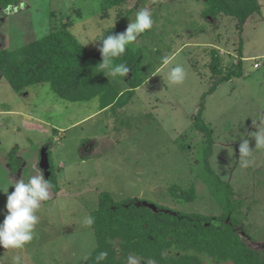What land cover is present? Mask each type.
<instances>
[{
    "label": "rangeland",
    "instance_id": "rangeland-1",
    "mask_svg": "<svg viewBox=\"0 0 264 264\" xmlns=\"http://www.w3.org/2000/svg\"><path fill=\"white\" fill-rule=\"evenodd\" d=\"M136 1L103 15L101 0H23L0 15V50L7 51L62 27L93 50L125 11L135 9L132 21L138 9L147 8L153 19L152 28L132 43L142 54L144 81L122 108L100 110L97 98L62 100L48 84L16 93L0 78V190L11 192L15 180L27 182L39 175V152L45 144L59 187L36 212L33 240L23 249L0 247V264H15L17 256L20 264H83L95 248L93 230L85 220L102 191L115 202L130 198L177 212L222 216L226 203L218 202V183L202 161L203 135L193 125L201 104L202 120L212 132L211 170L243 199L235 218L256 243L249 244L264 247V0H257L260 13L241 29L232 17L210 21L201 15L203 0ZM239 46L244 58L241 77L221 83L201 103L218 78L208 68L209 50L219 51L227 72L239 60ZM254 63L259 68L254 69ZM177 65L185 78L172 84L169 73ZM14 148L22 162L17 178L7 167ZM190 185L196 190L191 203L168 193ZM6 201L0 193V223ZM210 262L203 264H214ZM140 263L134 257L126 264Z\"/></svg>",
    "mask_w": 264,
    "mask_h": 264
},
{
    "label": "trees",
    "instance_id": "trees-1",
    "mask_svg": "<svg viewBox=\"0 0 264 264\" xmlns=\"http://www.w3.org/2000/svg\"><path fill=\"white\" fill-rule=\"evenodd\" d=\"M22 1L0 0V15L15 10ZM130 1L132 0H101L100 8L103 15H106L111 9L121 8ZM144 1L146 0H137L136 3ZM203 3L201 15L210 21L218 16L232 17L237 21V29H241V25L249 17L260 13L257 0H203ZM134 13L135 9L131 8L117 16V24L102 33L93 50L83 46L66 27L28 42L16 50H0V77L16 93L33 85L48 84L62 100L87 102L97 98L100 110L113 105L122 108L143 84L144 80L140 76L141 51L130 44L125 53L114 60L115 64H125L130 71L126 76H116L112 80L106 73L108 71L98 66L102 62L99 49L102 40L108 35L126 30ZM237 53L239 60L234 69L223 72L219 51L215 48L209 50L208 68L218 78L201 97V103L221 83L241 77V46ZM122 85L124 88H120ZM202 110L203 104L193 119V125L203 135L202 142L205 146L202 161L205 169L218 183V202L226 203L227 208L224 214L212 217L177 212L156 205L158 210H153L130 198L115 202L108 192L102 191L97 196L96 209L90 213L95 248L83 264H126L134 257L140 259V264H203L204 261L214 264H264V247L251 246L249 243L256 244L253 237L242 222L235 218L243 199L238 198L232 187L221 182L211 170L209 158L212 154V132L202 120ZM43 147L48 149L49 159V176L45 179L53 185L50 191L56 194L59 187L52 169L50 147L45 144L40 149ZM16 154L17 149L14 148L7 156L10 162L7 167L15 178L22 164ZM84 156L87 155L82 157ZM168 193L174 200L185 203L196 199L194 185L185 190L169 189ZM101 253L106 256L99 258Z\"/></svg>",
    "mask_w": 264,
    "mask_h": 264
},
{
    "label": "clouds",
    "instance_id": "clouds-1",
    "mask_svg": "<svg viewBox=\"0 0 264 264\" xmlns=\"http://www.w3.org/2000/svg\"><path fill=\"white\" fill-rule=\"evenodd\" d=\"M153 19L147 8L138 9L135 19L130 21L123 33L108 35L102 40L100 53L102 62L98 65L101 69H106L113 77L126 76L130 69L125 64H115L114 60L121 57L126 48L135 42L141 33L151 29ZM167 65L169 60L164 59ZM185 78L183 67L177 65L169 73V81L172 84H181ZM241 151L247 155L248 150L242 147ZM242 163L246 164L247 161ZM53 185L45 179L41 170L39 175L31 177L27 182L23 179L15 180L13 191L7 188L0 190L7 196L5 205L6 215L0 223V247L4 249H23L34 237V230L39 222L36 215L41 202L49 198ZM85 223L91 225L93 219L86 218ZM105 253H101L99 258H104ZM15 264H20V257H15Z\"/></svg>",
    "mask_w": 264,
    "mask_h": 264
},
{
    "label": "water",
    "instance_id": "water-1",
    "mask_svg": "<svg viewBox=\"0 0 264 264\" xmlns=\"http://www.w3.org/2000/svg\"><path fill=\"white\" fill-rule=\"evenodd\" d=\"M47 148L43 147L40 149L39 152V163H38V167L40 169V171L42 170L44 172V176L45 178H48L49 176V159H48V152H47ZM150 209H154L155 206L154 205H150L149 206Z\"/></svg>",
    "mask_w": 264,
    "mask_h": 264
},
{
    "label": "built area",
    "instance_id": "built-area-1",
    "mask_svg": "<svg viewBox=\"0 0 264 264\" xmlns=\"http://www.w3.org/2000/svg\"><path fill=\"white\" fill-rule=\"evenodd\" d=\"M259 66H260V65H259L258 63H254V64H253V68H254V69L259 68Z\"/></svg>",
    "mask_w": 264,
    "mask_h": 264
},
{
    "label": "crops",
    "instance_id": "crops-1",
    "mask_svg": "<svg viewBox=\"0 0 264 264\" xmlns=\"http://www.w3.org/2000/svg\"><path fill=\"white\" fill-rule=\"evenodd\" d=\"M243 60H244V58H243ZM1 78V77H0Z\"/></svg>",
    "mask_w": 264,
    "mask_h": 264
}]
</instances>
